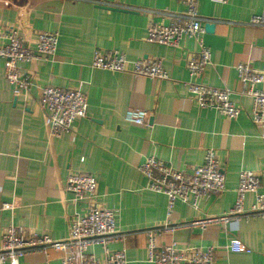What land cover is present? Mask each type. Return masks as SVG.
Here are the masks:
<instances>
[{"label": "crops", "instance_id": "obj_1", "mask_svg": "<svg viewBox=\"0 0 264 264\" xmlns=\"http://www.w3.org/2000/svg\"><path fill=\"white\" fill-rule=\"evenodd\" d=\"M0 0V35L19 27L26 43L35 47L43 32H57L59 44L53 60L43 58L21 64L33 81L27 98H16L0 59V248L8 228L37 233L56 241L68 237V218L84 215L88 200L78 203L66 189L72 173H88L98 181L96 204L117 212L122 241L109 245L125 251L128 264L147 261L145 230L170 221L190 223L229 215L238 198L243 170L260 176L264 194V124L251 120L253 100L243 93L236 66L247 63L264 70V29L251 25L264 12V0H199V14L212 50V64L202 77H190L186 64L199 50L195 38H183L178 47L147 41L151 22L168 24L162 14H183V0ZM214 25L209 31L206 26ZM3 43L4 41H0ZM96 50H118L133 61L160 59L167 80L135 78L92 67ZM200 82L212 88L232 90L240 108L230 120L217 110L200 108L187 84ZM81 86L88 96L87 117L75 124L72 134L52 138L39 88ZM129 109L149 113L145 126L125 121ZM214 150L226 175V190L199 200L197 206L178 201L167 216V197L147 188L139 167L156 157L187 175L204 163L207 150ZM256 195L246 196L250 211ZM13 204V209H4ZM240 240L250 253L227 250ZM197 248L218 247L213 264H264V219H240L236 224H211L180 228L158 238V246L171 242ZM100 260L105 251L93 247ZM61 252L33 253L5 264H61Z\"/></svg>", "mask_w": 264, "mask_h": 264}, {"label": "built area", "instance_id": "obj_2", "mask_svg": "<svg viewBox=\"0 0 264 264\" xmlns=\"http://www.w3.org/2000/svg\"><path fill=\"white\" fill-rule=\"evenodd\" d=\"M11 7L13 0H8ZM186 10L183 14H162L169 16L168 24L151 22L147 28V41L168 47H178L183 38H195L199 50L187 60V70L194 80L205 73L212 64V50L203 41L206 34L203 18L199 14V0H183ZM251 25L264 29V12L253 17ZM21 29L12 27L0 35V59L5 61L6 79L13 88L16 98H27L34 87L32 77L22 70L21 64L34 63L43 58L53 60L56 56L59 34L57 32L40 33L35 47H31L21 34ZM92 67L99 70L130 73L135 78L146 77L153 80H167L169 74L160 59L131 62L118 50L94 52ZM238 78L243 85V93L253 100L251 120L255 125L264 124V70L254 69L249 64L236 66ZM189 94L200 108L217 110L224 117L235 120L241 110L232 100V90L212 88L200 82L187 84ZM39 99L46 112L49 134L52 138H61L72 134L75 124L86 118L88 96L81 86L63 89L51 85L39 88ZM149 113L143 109H129L125 121L134 126H145ZM140 173L147 179L148 190L167 197V216L172 217L176 203L182 201L197 206L199 200L213 195H221L226 190V175L214 150H207L204 163L187 175L156 157H149L139 167ZM260 176L252 171L243 170L239 175L238 198L232 212L220 218H207L190 223L174 224L170 221L161 226L145 230L147 236V261L150 264H213L218 247L197 248L180 246L171 242L158 246L157 240L180 228L198 227L206 230L211 224H236L240 219H264V194L259 193ZM67 191L78 203L88 200L90 205L84 215L76 214L68 218V237L56 241L46 235L32 233L25 235L22 229L8 228L3 236L0 248V264L17 260L28 254H48L52 249L64 254L61 264H128L125 251H111L109 245L122 241L125 235L117 230V212L99 207L97 202L98 181L95 175L72 173L68 177ZM255 194L256 201L250 211L244 208L246 196ZM6 204L4 209H13ZM101 247L106 258L100 260L91 252L93 247ZM227 250L233 253H250L240 240H232Z\"/></svg>", "mask_w": 264, "mask_h": 264}, {"label": "water", "instance_id": "obj_3", "mask_svg": "<svg viewBox=\"0 0 264 264\" xmlns=\"http://www.w3.org/2000/svg\"><path fill=\"white\" fill-rule=\"evenodd\" d=\"M38 0H32L31 1V4H35ZM206 28L209 30V31H213L214 30V25H207Z\"/></svg>", "mask_w": 264, "mask_h": 264}]
</instances>
